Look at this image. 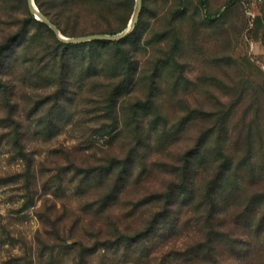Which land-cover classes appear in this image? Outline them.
Here are the masks:
<instances>
[{
  "label": "rangeland",
  "instance_id": "374dc122",
  "mask_svg": "<svg viewBox=\"0 0 264 264\" xmlns=\"http://www.w3.org/2000/svg\"><path fill=\"white\" fill-rule=\"evenodd\" d=\"M34 3L75 38L122 32L137 0ZM29 13V0H0L11 54L0 66V264H22L59 230L92 246L101 227L116 238L112 222L134 236L157 213L171 217L88 264H264V0H142L120 45L64 41ZM65 53L73 79L61 88ZM117 80L112 108L103 95ZM9 116L22 120L27 156ZM106 192L111 208L97 212ZM206 242L203 262L192 250Z\"/></svg>",
  "mask_w": 264,
  "mask_h": 264
},
{
  "label": "trees",
  "instance_id": "16d2710c",
  "mask_svg": "<svg viewBox=\"0 0 264 264\" xmlns=\"http://www.w3.org/2000/svg\"><path fill=\"white\" fill-rule=\"evenodd\" d=\"M41 8V7H40ZM42 12L47 15L56 25H58V27L65 33L66 30L61 26V24L57 21H55V19H53L43 8ZM29 19L30 22L33 21L41 26H47L45 23L41 22L40 20H37L33 14L29 13ZM138 29V26H136L134 32ZM18 36H22L24 37V33L23 32H18ZM112 33H116V32H112ZM129 35V34H128ZM2 38V36H1ZM0 38V66H5L7 63V60L9 56H11V54H9V41L3 42V40H1ZM125 39H119L117 41H114L112 43H110L108 40L106 39H101V40H93L90 41V43L93 42H99L103 45H108V44H115V45H120L122 44V42H124ZM57 44H59L62 48H70L71 46H73V44H67V43H63L60 42L58 39H56ZM12 47V46H10ZM14 50V47L13 49ZM15 51V50H14ZM124 56V55H123ZM69 66H70V61L67 57V54L65 53L64 55L61 56V62L59 61V66L57 69H59L58 71V75H57V84L63 88L64 86L66 87V85L70 82L71 79H73V76L70 74L69 75ZM124 72L125 74H128V64L124 65ZM38 75V74H33V76ZM7 82V81H6ZM122 82L121 80H117L116 83H114V86L111 87L109 90H107L106 94L103 95V100L107 102L108 106H111L112 108L115 107L116 102H117V93L120 89ZM68 87V85H67ZM62 92L63 90L59 91L58 95H55V97L57 99H60V97L62 96ZM5 96H8V91L7 89L5 90V92L3 93ZM10 103V102H9ZM12 124L15 125L14 128V136L11 138V140L14 142L13 145L17 148L18 153H20L21 155L27 156L28 154L26 153V147H25V143L23 140V137L21 135V131H20V127L22 125V120L19 118H15L13 116H9V120ZM115 163L112 162V160L109 161L107 168L109 170V172L111 173L114 168H115ZM74 166V165H73ZM187 173V171L182 173V176H184ZM175 185V183H173V186ZM173 186L170 188V190L168 192H166L164 194V198L167 199L164 201V203H168V199H170L171 194L173 193V191H176V188L174 189ZM115 185L113 186V190H115ZM110 190H112V187L110 188ZM111 195L108 194L107 192L105 194H101L99 198L96 199V206L97 208V212H102L108 208H111ZM209 199L211 202H215L216 197H215V190L214 188L210 189V194H209ZM170 203V202H169ZM171 216H168V214L163 215L160 213H157V215H155L151 220L149 225L142 230L141 233H138L137 235L135 234L134 236H129L128 234L124 233L122 230H120L118 224L116 222H112L114 228H115V232L117 233L116 238L114 239V236L116 234L114 233H107L105 234L103 231V227H101V231L100 233H98V242L97 245L93 244V246L90 244V238L88 235L83 234V236L80 239H72V236L63 233V234H59V231H56L54 234L55 237V241L52 244H44L42 246L39 247H30V251L28 253V249H26L27 255L25 256H18V259H21L23 262L22 264H42V262H38L39 259H42L45 255L49 256V262H47L46 264H62L64 263V260H70L69 263L67 264H88V259L90 256H92L93 254L95 255V253H97L98 249H109L111 246V244L113 243V246L116 245V247L118 246H123L124 248H128V239L132 241H134V243H138L140 241V239L143 240V238L145 239V237H147L148 235H150L149 233H151L154 230V227L156 226L158 221H161L165 218H169ZM214 217V216H213ZM197 221H199V218L197 219ZM218 222V220H215V222H212L210 224L209 227L212 228V226H216V223ZM55 224V222H53ZM197 223V222H196ZM110 224V222H109ZM49 233V232H48ZM50 234V233H49ZM144 235V236H143ZM95 237H97L95 235ZM39 239V238H38ZM71 240V241H70ZM41 244V243H40ZM212 245L210 242H206L205 244H201L197 247H194L192 252H194L196 258H199L200 256H202L201 260L203 262L205 261H209V258L207 257H212ZM26 252L24 254H26ZM29 254V255H28ZM72 256V258H71ZM60 258V259H59ZM200 259V258H199ZM57 261V262H56ZM213 261L217 262L218 260L216 259V257H213Z\"/></svg>",
  "mask_w": 264,
  "mask_h": 264
},
{
  "label": "water",
  "instance_id": "95a60500",
  "mask_svg": "<svg viewBox=\"0 0 264 264\" xmlns=\"http://www.w3.org/2000/svg\"><path fill=\"white\" fill-rule=\"evenodd\" d=\"M29 5H30V9L33 12V14H35L38 17V19H40L41 21L49 24L54 29L55 33L60 39L67 41V42H82V41H87V40H92V39L119 40V39L126 37L136 28V24L138 22V19L141 13L142 0H137L136 11L130 21V24H129L130 27L129 28L127 27L122 32L116 35L96 34V35H89V36H79L75 38H66L65 36H63L59 27L49 17H47L40 11V9L34 3V0H29Z\"/></svg>",
  "mask_w": 264,
  "mask_h": 264
},
{
  "label": "bare ground",
  "instance_id": "6f19581e",
  "mask_svg": "<svg viewBox=\"0 0 264 264\" xmlns=\"http://www.w3.org/2000/svg\"><path fill=\"white\" fill-rule=\"evenodd\" d=\"M130 26H128V28H129Z\"/></svg>",
  "mask_w": 264,
  "mask_h": 264
}]
</instances>
